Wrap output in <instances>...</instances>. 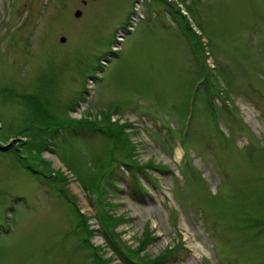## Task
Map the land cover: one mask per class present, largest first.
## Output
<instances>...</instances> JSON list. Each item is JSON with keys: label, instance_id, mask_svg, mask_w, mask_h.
Returning a JSON list of instances; mask_svg holds the SVG:
<instances>
[{"label": "rangeland", "instance_id": "1", "mask_svg": "<svg viewBox=\"0 0 264 264\" xmlns=\"http://www.w3.org/2000/svg\"><path fill=\"white\" fill-rule=\"evenodd\" d=\"M94 255L264 264V0H0V264Z\"/></svg>", "mask_w": 264, "mask_h": 264}, {"label": "trees", "instance_id": "2", "mask_svg": "<svg viewBox=\"0 0 264 264\" xmlns=\"http://www.w3.org/2000/svg\"><path fill=\"white\" fill-rule=\"evenodd\" d=\"M191 34L193 35V38H195V39H196V37H198L194 31ZM205 76H206V73H205ZM210 105H212V103H210ZM37 113L40 114V115L36 114L37 115V118H39V120L41 119V121H38L37 125L42 126L43 128H46L45 131H47L49 128H51V122H54L55 121L54 118H53V116L49 112H47V108H44V106H42L39 110H37ZM43 114H45V115H43ZM72 121H73V123H75V125H84V124H90L91 125V124H93L92 121H90V122H88V121H86V122H78V121H74V120H72ZM56 123H58V121ZM55 124H53V125H55ZM69 124H71V122H69ZM47 126H48V128H47ZM91 126L94 128L93 125H91ZM97 129L99 131H103L106 134L110 133L111 134V136H110L111 137L110 138L111 141L108 143V145H106V150H105L106 152H104L102 158L100 159V161L96 165L95 170L93 169V172H92L93 174H91V178L92 179H90V184L93 185V186H95L96 185V182H98V177L99 176L97 177V174H98V171H99L100 168L101 169H104L106 166H109V168H108L107 171H104V172H102L100 174L101 176L103 175L102 176V179L105 177V174L107 172H109L110 170H112V165L111 164H112L113 161H116V158H117L115 156V151L114 150L116 149V145L118 143H120V142H118L119 135H117V131H118L117 128L115 129L113 127L112 128L102 127V128H97ZM21 160L24 161V159H21ZM118 160L120 162H117V163H121V164H123V166H125L126 168H128V170L130 172V175L132 174V179L134 178V181H133L134 182V185L130 187V189H131V196L133 198H135L136 200H144L145 197H149L150 196L149 191L146 189V187H144L142 185V183L138 180L137 175L135 174V170H136L135 167H136V165L133 162H130V161H127L126 162L125 160H122V159H118ZM24 162H26V161H24ZM29 166H31V165H28V167ZM77 214L79 215L78 218L80 219V222L78 220L77 225L79 226L80 223H81V228L83 230H87L86 229L87 228V224H86L85 218L80 213L77 212ZM256 221L259 222L261 220H256ZM105 228H107V226ZM102 235L105 237V239L108 240V242H110V245L113 247V249L115 250V252H117V253L119 252L122 255L124 254V252H123L122 249H120L118 246H116L115 243H112V241L110 240V235H109L108 232L103 231L102 232ZM142 247H143V243H142L141 248ZM124 255H126V254H124ZM125 257L126 258H124L123 260H124V262H126V264H142V263H139V261H135V259H133V258H127L128 256H125ZM92 259L96 262V264H105V262L102 261V259L99 260L100 258L98 256H95L94 255ZM163 259H164V255L157 257V259H154L152 261V263L151 262H148V263L149 264H159V262L162 261Z\"/></svg>", "mask_w": 264, "mask_h": 264}, {"label": "water", "instance_id": "3", "mask_svg": "<svg viewBox=\"0 0 264 264\" xmlns=\"http://www.w3.org/2000/svg\"><path fill=\"white\" fill-rule=\"evenodd\" d=\"M83 2H85V1H83ZM80 15H81V10L77 9V10L75 11V16H76V17H79ZM60 40H61V41H65V37H61Z\"/></svg>", "mask_w": 264, "mask_h": 264}]
</instances>
